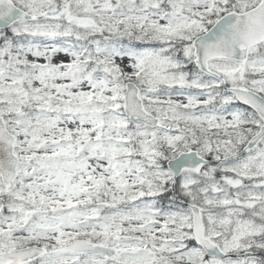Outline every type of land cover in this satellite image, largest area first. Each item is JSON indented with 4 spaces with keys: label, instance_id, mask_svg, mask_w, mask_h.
<instances>
[{
    "label": "snow or ice",
    "instance_id": "1",
    "mask_svg": "<svg viewBox=\"0 0 264 264\" xmlns=\"http://www.w3.org/2000/svg\"><path fill=\"white\" fill-rule=\"evenodd\" d=\"M0 264H264V0H0Z\"/></svg>",
    "mask_w": 264,
    "mask_h": 264
}]
</instances>
